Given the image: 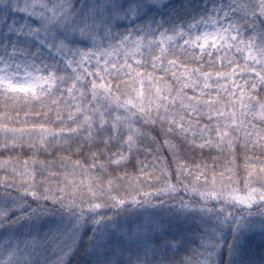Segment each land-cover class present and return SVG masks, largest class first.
Returning a JSON list of instances; mask_svg holds the SVG:
<instances>
[{
	"label": "snow or ice",
	"instance_id": "obj_1",
	"mask_svg": "<svg viewBox=\"0 0 264 264\" xmlns=\"http://www.w3.org/2000/svg\"><path fill=\"white\" fill-rule=\"evenodd\" d=\"M0 264H264V0H0Z\"/></svg>",
	"mask_w": 264,
	"mask_h": 264
}]
</instances>
